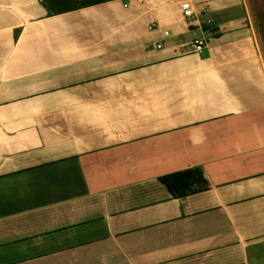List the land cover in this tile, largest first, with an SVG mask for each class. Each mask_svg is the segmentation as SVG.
<instances>
[{"label":"crops","instance_id":"crops-1","mask_svg":"<svg viewBox=\"0 0 264 264\" xmlns=\"http://www.w3.org/2000/svg\"><path fill=\"white\" fill-rule=\"evenodd\" d=\"M179 1L0 0V264H264V0Z\"/></svg>","mask_w":264,"mask_h":264},{"label":"trees","instance_id":"trees-1","mask_svg":"<svg viewBox=\"0 0 264 264\" xmlns=\"http://www.w3.org/2000/svg\"><path fill=\"white\" fill-rule=\"evenodd\" d=\"M159 180L172 197L205 190L208 187L201 168L197 166L165 173L159 177Z\"/></svg>","mask_w":264,"mask_h":264},{"label":"built area","instance_id":"built-area-1","mask_svg":"<svg viewBox=\"0 0 264 264\" xmlns=\"http://www.w3.org/2000/svg\"><path fill=\"white\" fill-rule=\"evenodd\" d=\"M179 8L181 10V15L189 20L192 17L193 11L189 0H181L179 1ZM209 20H206L208 23ZM163 34H166V31H163ZM204 39L203 38H193L191 41V46L194 51H199L203 48Z\"/></svg>","mask_w":264,"mask_h":264},{"label":"rangeland","instance_id":"rangeland-1","mask_svg":"<svg viewBox=\"0 0 264 264\" xmlns=\"http://www.w3.org/2000/svg\"><path fill=\"white\" fill-rule=\"evenodd\" d=\"M245 2V5H246V8L247 10H250L253 11L255 14H259V15H263V14H260L259 13V8H258V5L259 3L257 2V0H253V2L251 3L249 0H243ZM264 11V8L262 9Z\"/></svg>","mask_w":264,"mask_h":264}]
</instances>
